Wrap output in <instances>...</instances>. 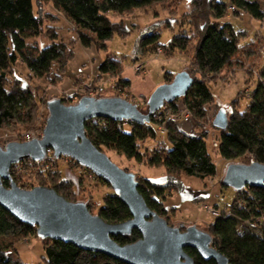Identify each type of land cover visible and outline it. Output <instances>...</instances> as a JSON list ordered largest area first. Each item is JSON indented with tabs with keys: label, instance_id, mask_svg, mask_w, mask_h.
<instances>
[{
	"label": "trees",
	"instance_id": "1",
	"mask_svg": "<svg viewBox=\"0 0 264 264\" xmlns=\"http://www.w3.org/2000/svg\"><path fill=\"white\" fill-rule=\"evenodd\" d=\"M166 1L0 0V130L13 126L20 131L30 129L37 117L39 103L44 102L26 82L14 76L17 64L25 67L29 72V79L44 78L48 81L52 80V76L61 78L65 65L72 58L73 43L78 42L85 48L94 46L99 50L106 47L105 43L115 33L119 36L127 34L121 23L111 21V13L121 16L135 9L152 8ZM228 2L227 5L216 0H193L192 10L188 14L189 31L176 33L166 45L159 43L160 35L156 32L138 40L136 51L139 54H155L158 51L165 56L187 54L199 77L190 75L193 83L184 97L165 104L157 115L150 118L149 123L93 119L84 125L87 138L101 152L113 151L127 160L165 169L168 176L162 183H155L143 177H136V182L137 191L148 208L166 221L168 214L164 209L163 200L168 190H176L177 177L183 175L205 180L216 174V167L207 151L204 136L188 135L176 122L169 119V114H179L184 110L195 119H204L206 107L213 102L207 79L238 62L236 57L242 49L239 46L241 32H235L230 25H222L214 19L222 18L230 8L234 14L242 10L254 19L263 18L257 0ZM48 6L69 23L75 33L74 39L66 41L59 36L57 28H45V17L52 20V23L57 19L53 12L45 11ZM44 32L50 44L40 48L35 40ZM54 66L56 70L51 76ZM102 77L114 78L116 89L130 87V81L123 77L120 59L115 57H106L99 66L97 78ZM171 80L169 75L166 76V83ZM248 98L249 103L243 110L240 105L239 108L234 105L226 129L219 132L217 154L228 161L248 157L249 162L244 164H264V81L256 82ZM60 100L64 105L72 104L66 98L61 97ZM47 116L48 112L45 120ZM94 120L98 123L93 124ZM99 123L104 125L99 126ZM127 126L129 130L126 129ZM160 126L165 128L164 141L158 142L150 149L144 147L147 140H157ZM17 141L23 142V137H19ZM54 161L56 159L52 154L41 162L23 160L10 168V178L21 189L51 187L65 200L74 202L70 198L69 187L64 181H59L58 172L51 169L55 167L52 164ZM74 165L96 182L109 187L89 170L77 163ZM44 170L47 171L48 177ZM45 178L53 185L33 184L34 181ZM2 184L9 187L8 181H3ZM85 204L90 211L91 204ZM95 215L108 223H120L130 219L128 208L113 191L102 199V206ZM167 223L170 225L169 221ZM180 230L185 228L180 227ZM205 232L211 236V246L225 256L229 264H264V189L246 187L235 191L229 208L221 211ZM30 236L37 237L35 227L18 222L0 207V264H23L8 252L12 248L15 252V241ZM139 238L140 234L136 230L128 236L113 237L119 245L133 243ZM42 241V264H124L102 254L80 250L71 244L50 239ZM184 251L193 259L194 264H216L213 260H202L194 249L185 248Z\"/></svg>",
	"mask_w": 264,
	"mask_h": 264
},
{
	"label": "rangeland",
	"instance_id": "2",
	"mask_svg": "<svg viewBox=\"0 0 264 264\" xmlns=\"http://www.w3.org/2000/svg\"><path fill=\"white\" fill-rule=\"evenodd\" d=\"M193 0H167L165 3L152 8L135 9L133 12L121 16L110 14L113 22L121 23L127 30L125 36L115 33L108 40L104 49L82 47L78 42L73 43L72 58L65 65L61 78L53 77L56 67L51 70L52 80L29 79L25 67L17 64L14 76L26 82L36 94L43 99L37 109V117L30 129L20 131L16 127H7L0 130V146L17 141L26 133H32L37 139L42 136L47 115L45 102L53 98H66L72 104L79 98L87 96L94 98L119 97L136 104L142 112H146V102L151 93L159 86L166 84V76L170 79L182 72L189 73L192 77H199L194 71L187 54L165 56L162 52L155 54H139L136 51L138 40L149 33L156 32L160 35L159 43L166 45L173 35L183 30L189 31L188 14L192 10ZM229 4L228 0H216ZM263 13L262 20L254 19L242 10L234 14L230 9L216 22L231 26L233 31L241 32L240 53L237 54V63L223 70L221 73L208 78L209 89L213 102L206 107L204 119L190 117L187 123L176 122L178 127L188 135L204 136L207 151L215 164L216 174L212 178L199 180L195 177H177L176 190H168L163 200L164 209L167 211V221L174 227L195 226L200 231H207L214 222L213 212L220 213L229 208L235 197V191L229 187H222L221 181L229 164H244L249 162L248 157L236 160H224L217 154L219 145V132L213 126L215 115L220 109L226 110L227 118L235 107L241 110L249 103V93L254 89L256 82L264 81V0H257ZM46 12H53L48 6ZM56 15V22L44 18L45 28L51 26L58 29L59 36L68 41L75 38V33L69 23L60 15ZM54 20V19H53ZM40 48L50 44L46 32L35 40ZM120 59L123 67V77L130 81V87L116 89L115 79L112 77L97 78L98 69L106 57ZM54 78V79H53ZM97 124V121H92ZM99 123V126H103ZM106 126H108L106 124ZM17 129V130H16ZM129 130V127H126ZM163 129V126L158 128ZM20 135V136H19ZM164 133L157 136V140H147L144 147L150 149L158 142L164 141ZM106 156L121 169H126L137 178L143 177L155 183H162L168 176L163 167H150L127 160L113 151L105 150ZM52 171L58 172L59 181H64L69 187L70 198L74 202L90 203L93 215L102 206V199L111 194L112 190L102 183L96 182L92 177L82 172L69 158H59L52 163ZM47 176V171L44 170ZM48 177V176H47ZM51 176H49L50 178ZM55 177V176H53ZM80 177L82 180L80 181ZM56 178V177H55ZM48 180L34 181L33 184L52 186ZM37 187V186H36ZM49 188V187H48ZM51 188V187H50ZM29 190V189H28ZM14 239L12 238V242ZM14 243V242H13ZM44 242L38 237L30 236L15 241L13 248L8 252L10 256L17 257L23 264H42L44 256Z\"/></svg>",
	"mask_w": 264,
	"mask_h": 264
},
{
	"label": "water",
	"instance_id": "3",
	"mask_svg": "<svg viewBox=\"0 0 264 264\" xmlns=\"http://www.w3.org/2000/svg\"><path fill=\"white\" fill-rule=\"evenodd\" d=\"M193 83L187 72L177 74L171 82L157 87L146 102V112L136 104L119 97H81L64 105L53 98L46 103L48 112L42 136L29 142L13 141L0 146V207L22 224L36 228L39 239L71 244L80 250L102 254L124 264H194L184 251L194 249L204 260L229 264L225 256L211 246V236L195 226L180 230L152 211L137 191L136 176L116 166L98 150L85 133V123L93 119L112 122L149 123L150 118L176 99L185 96ZM226 110L220 109L213 126L223 131L227 127ZM54 159L69 158L80 167L109 185L113 193L128 208L130 219L108 223L93 215L85 203L69 202L54 189L37 186L19 188L10 178V168L23 160L41 162L46 150ZM8 181L9 187L2 182ZM234 191L244 188L264 189V164H229L221 181ZM133 230L140 238L119 245L113 237L128 236Z\"/></svg>",
	"mask_w": 264,
	"mask_h": 264
},
{
	"label": "built area",
	"instance_id": "4",
	"mask_svg": "<svg viewBox=\"0 0 264 264\" xmlns=\"http://www.w3.org/2000/svg\"><path fill=\"white\" fill-rule=\"evenodd\" d=\"M231 9V8H230ZM232 10V9H231ZM158 52H160V51H158ZM164 108V107H163ZM160 111V110H159ZM159 111L157 112V113H155L156 115L159 113ZM154 114V115H155ZM153 115V116H154ZM179 117H180V121H181V123H187L188 121H189V119H190V114L187 112V111H181L180 113H179ZM169 119H171V120H173L174 122H177V121H179V120H177L178 119V117H177V115H172V114H169ZM160 128V127H159ZM159 132H161V133H164L165 134V128L163 127V129H159ZM160 133V134H161ZM35 139H37V137H35L32 133H30V132H28V133H26L25 135H23V142H29V141H32V140H35ZM52 154V150L51 149H47L46 150V156H49V155H51ZM91 177V176H90ZM213 212V217L214 218H216V217H218V215H219V213L218 212H215V211H212Z\"/></svg>",
	"mask_w": 264,
	"mask_h": 264
}]
</instances>
